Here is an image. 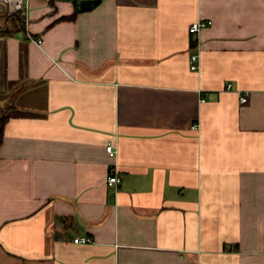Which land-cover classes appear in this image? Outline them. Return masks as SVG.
<instances>
[{"label": "crops", "instance_id": "obj_1", "mask_svg": "<svg viewBox=\"0 0 264 264\" xmlns=\"http://www.w3.org/2000/svg\"><path fill=\"white\" fill-rule=\"evenodd\" d=\"M80 1L0 13V264H264V0Z\"/></svg>", "mask_w": 264, "mask_h": 264}, {"label": "built area", "instance_id": "obj_2", "mask_svg": "<svg viewBox=\"0 0 264 264\" xmlns=\"http://www.w3.org/2000/svg\"><path fill=\"white\" fill-rule=\"evenodd\" d=\"M27 0H0V13L2 15H9L13 13H24L26 15L27 12V6H26ZM26 20V17H25ZM211 21L210 20H204V19H198L195 22H192L189 27H188V32L190 34V37L192 41L196 42L198 40V34L199 31L210 25ZM27 38L30 40H33L36 43H40L39 38H33L29 34H26ZM198 53H193L189 57V68L193 71L198 70ZM230 85H227V88H229ZM241 103H245L247 100V96L244 95L239 98ZM196 126L193 125V128ZM105 152L108 154L109 157H111L114 162L108 169V174L106 177V185L108 188H111L113 191H116L118 185L121 182V177L120 174L117 171L115 159L117 155V146L113 140H109L105 144ZM90 241V238L87 236H80V237H75L73 238L74 243H87Z\"/></svg>", "mask_w": 264, "mask_h": 264}, {"label": "water", "instance_id": "obj_3", "mask_svg": "<svg viewBox=\"0 0 264 264\" xmlns=\"http://www.w3.org/2000/svg\"><path fill=\"white\" fill-rule=\"evenodd\" d=\"M98 0H81L79 2V7L81 10L90 9Z\"/></svg>", "mask_w": 264, "mask_h": 264}, {"label": "trees", "instance_id": "obj_4", "mask_svg": "<svg viewBox=\"0 0 264 264\" xmlns=\"http://www.w3.org/2000/svg\"><path fill=\"white\" fill-rule=\"evenodd\" d=\"M77 10L78 9L76 8L75 12H77ZM6 118H7L6 115L0 114V143H1V140H2V127H3V124H4L5 120H6Z\"/></svg>", "mask_w": 264, "mask_h": 264}]
</instances>
